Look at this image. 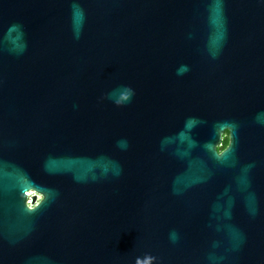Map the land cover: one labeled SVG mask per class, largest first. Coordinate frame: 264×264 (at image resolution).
Listing matches in <instances>:
<instances>
[{"label": "water", "instance_id": "obj_1", "mask_svg": "<svg viewBox=\"0 0 264 264\" xmlns=\"http://www.w3.org/2000/svg\"><path fill=\"white\" fill-rule=\"evenodd\" d=\"M0 264H264V3L0 0Z\"/></svg>", "mask_w": 264, "mask_h": 264}, {"label": "flooded vegetation", "instance_id": "obj_2", "mask_svg": "<svg viewBox=\"0 0 264 264\" xmlns=\"http://www.w3.org/2000/svg\"><path fill=\"white\" fill-rule=\"evenodd\" d=\"M225 140H227V146H228V144H229V133H228V132H226L225 135H224V137H223V142H224ZM223 142H222V143H223ZM221 146H222V145H221ZM221 146H220V148H221ZM227 146H226L225 148H223V149H220V148H219V151H220V152L224 151V150L227 148Z\"/></svg>", "mask_w": 264, "mask_h": 264}, {"label": "trees", "instance_id": "obj_3", "mask_svg": "<svg viewBox=\"0 0 264 264\" xmlns=\"http://www.w3.org/2000/svg\"><path fill=\"white\" fill-rule=\"evenodd\" d=\"M226 146H227V140H225V141L222 143V146H221L220 149H223V148H225Z\"/></svg>", "mask_w": 264, "mask_h": 264}, {"label": "clouds", "instance_id": "obj_4", "mask_svg": "<svg viewBox=\"0 0 264 264\" xmlns=\"http://www.w3.org/2000/svg\"><path fill=\"white\" fill-rule=\"evenodd\" d=\"M262 3H264V0H261Z\"/></svg>", "mask_w": 264, "mask_h": 264}, {"label": "built area", "instance_id": "obj_5", "mask_svg": "<svg viewBox=\"0 0 264 264\" xmlns=\"http://www.w3.org/2000/svg\"><path fill=\"white\" fill-rule=\"evenodd\" d=\"M31 201H29V203H30Z\"/></svg>", "mask_w": 264, "mask_h": 264}]
</instances>
